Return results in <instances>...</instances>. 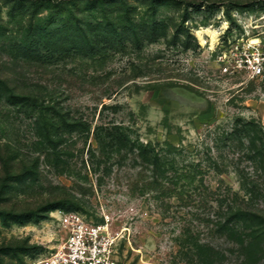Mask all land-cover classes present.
Masks as SVG:
<instances>
[{
  "label": "rangeland",
  "instance_id": "obj_1",
  "mask_svg": "<svg viewBox=\"0 0 264 264\" xmlns=\"http://www.w3.org/2000/svg\"><path fill=\"white\" fill-rule=\"evenodd\" d=\"M34 1L0 0V264H29L34 247L51 251L63 237L61 211L108 221L118 264H242L234 239L211 222L224 210L227 189L230 198L244 199L236 170L262 175L264 192V174L245 155L250 141L243 133L227 135L239 119L264 130V74H221L219 56L248 43L264 51V0H126L137 25L160 24L148 32L153 41L48 65L16 59L8 50ZM66 1L51 0L69 15ZM112 3L104 5L118 22L126 10ZM39 6L42 19L53 10ZM10 91L51 96L69 117L88 122L89 131L67 135L61 156L67 164H56L33 117L6 102ZM118 125L159 150L175 147L165 158L161 152L164 175L135 151H102L94 128ZM255 208L264 217V195ZM187 234L210 247L208 258L176 256V238Z\"/></svg>",
  "mask_w": 264,
  "mask_h": 264
},
{
  "label": "trees",
  "instance_id": "obj_2",
  "mask_svg": "<svg viewBox=\"0 0 264 264\" xmlns=\"http://www.w3.org/2000/svg\"><path fill=\"white\" fill-rule=\"evenodd\" d=\"M71 1L72 7L70 6ZM110 2H113V5L121 2L126 10V16L117 17L118 22L109 18V11L104 4L110 5ZM37 3L53 5L51 14L44 19L39 18L40 12H36L39 6ZM64 3L67 4L65 9L69 11V15L63 13L64 8L60 7L62 2L58 4L51 0L32 2L34 7L26 27L20 32L18 38L9 42L8 50L13 57L41 65L56 63L76 56L93 59L108 50L115 52L116 48L121 50L132 46L139 48L141 46L138 45L144 41L148 44L155 39L148 40V32L153 33L160 26L157 22H143L137 25L132 17L127 15L130 6L126 0H68ZM85 11H92L90 19L80 16ZM130 33L135 35L134 39L129 38ZM6 102L11 106L23 108L30 117H33L37 134L49 143L57 165L67 164L61 158L66 153L64 147L67 143V135L75 131L84 133L90 128L88 122L80 118L69 117V110L63 112V107L51 100V96L46 98L17 95L10 91ZM129 132L130 128L127 126L118 125L110 128L97 126L94 128L93 135L102 146V151L112 147L118 151H127V149L131 152L135 151L136 156L144 163L151 165L154 170L164 175L167 172V167H165L166 161L161 164V157L165 158L167 154H174L175 147L167 144L165 148L159 150L151 143L142 142L139 138H131ZM242 133L243 137L250 141L251 151L245 154L247 159L257 166L255 171L261 170L264 174V130L260 124L253 120L241 121L239 119L227 132V135L228 137L237 136V134L240 136ZM254 141L258 143L257 147H255ZM162 151L164 152L163 156L161 155ZM236 171L241 179L239 189L243 192L244 199L239 198L235 193L230 198V189H227L226 196L220 200L221 205L225 201L224 210L216 214V219L211 222V226L217 233L234 239V243L239 246V259L242 264H262L261 259H264V217L255 210L257 209L255 208L257 199L264 195L263 180L260 182L262 175L255 178L243 174L240 170ZM176 240L179 247L176 253L178 258L187 256L192 260L199 254H203L205 258L209 257L204 251L210 247L201 243L198 238L187 234L184 237L176 238ZM37 249L35 247L32 249L34 253L31 257L42 250V248Z\"/></svg>",
  "mask_w": 264,
  "mask_h": 264
},
{
  "label": "built area",
  "instance_id": "obj_3",
  "mask_svg": "<svg viewBox=\"0 0 264 264\" xmlns=\"http://www.w3.org/2000/svg\"><path fill=\"white\" fill-rule=\"evenodd\" d=\"M264 51L253 44L233 45L219 56L224 75L245 74L257 78L264 74ZM61 242L51 251L30 257L29 264H118L117 236L108 221L94 223L76 211H61Z\"/></svg>",
  "mask_w": 264,
  "mask_h": 264
}]
</instances>
